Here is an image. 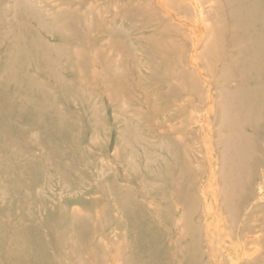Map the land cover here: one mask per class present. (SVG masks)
I'll return each mask as SVG.
<instances>
[{
    "label": "rangeland",
    "instance_id": "obj_1",
    "mask_svg": "<svg viewBox=\"0 0 264 264\" xmlns=\"http://www.w3.org/2000/svg\"><path fill=\"white\" fill-rule=\"evenodd\" d=\"M27 1L40 17L21 0H0V264H146L136 250L144 236L167 242L174 264L179 239L189 245L208 234L203 195L211 194L209 161L220 149L206 135L247 130L255 139L264 94L229 99L247 115L225 119L221 89L254 87L255 79L223 78L219 57L200 54L191 70L182 65L181 84L185 48H153L141 31L155 17H83L84 0ZM214 46L221 56L222 42ZM181 93L191 103L175 117ZM179 129L192 159L189 180L172 140ZM254 160V152L245 158ZM180 186L193 191L189 207L179 202ZM220 209L208 222L220 225L212 232L221 239L237 220L229 222L221 202Z\"/></svg>",
    "mask_w": 264,
    "mask_h": 264
},
{
    "label": "bare ground",
    "instance_id": "obj_2",
    "mask_svg": "<svg viewBox=\"0 0 264 264\" xmlns=\"http://www.w3.org/2000/svg\"><path fill=\"white\" fill-rule=\"evenodd\" d=\"M21 1L25 10L40 17L27 0ZM69 2L74 3V0ZM65 4L63 0L60 6ZM96 4L98 10L93 7ZM83 7L87 8L83 17H88L87 13L95 17H155V22L142 27L141 31L145 40L147 36H151L150 43L153 44V48H172L174 51L185 48V56L179 58L181 70L176 77L181 84L187 79V73L182 65L185 64L187 70H191L200 54L219 57L220 75L223 78H254L256 81L254 87L238 86L232 90L221 89L223 93L221 100L224 103L222 112L225 119L239 121L247 115L245 108L233 110L232 105L228 104L229 99L243 103L252 100V95L259 97L264 94L262 75L264 0H84L80 5V8ZM254 24L258 25L255 30L250 28ZM156 37L161 39H154ZM217 41L222 42L221 56L220 51L214 46ZM256 65L259 72L253 70ZM7 90L8 87L2 92L6 93ZM160 97L165 108L172 107L171 101L164 92L160 93ZM190 103L191 99L186 93L179 94L173 102L174 116L179 117ZM213 109L212 105V114ZM212 117L215 120L214 114ZM258 119H261L260 124L251 127L255 131V139L247 130L242 132L239 129L240 133L237 135H234L235 131L232 130H227L228 133L211 130L206 135L207 137L215 135V144L220 149L219 157L209 161L216 173V177L210 180L211 194L203 195L205 223L202 226L208 234L201 240L193 238L189 245H186L187 240L179 239L176 244L174 264H264V109L259 111ZM228 123L224 120L223 126L227 127ZM192 131V127L184 130L183 136L188 141ZM177 132L181 136L172 138L177 147V161L179 166L185 169L186 180H189L192 176L190 166L192 159L184 157L186 153L182 149L183 131L179 129ZM251 152H254L255 160L249 165L245 158ZM167 171L166 168L165 173ZM246 176L248 178L245 181ZM183 183L181 182V185ZM178 189L179 202L189 207L193 191L186 186H180ZM237 189H241L239 204L234 195ZM130 198L132 199L131 196ZM220 202L224 208L223 212L228 215L229 222L235 216L237 220L230 225L232 227H229L227 237L221 239L216 238L212 232L220 225L213 227V224L208 222L209 219H218L222 210ZM232 231L236 236L235 241L230 239ZM181 232L179 231V235ZM194 244H196L194 249H190ZM168 245L159 236L142 237L136 243V250L142 251L147 260H143L145 257L140 255L137 262L172 264L171 258L166 254ZM157 247L162 252L161 257L155 255L158 251ZM126 252L128 253V250ZM131 256L132 254L129 253V257ZM132 261L135 263L133 259Z\"/></svg>",
    "mask_w": 264,
    "mask_h": 264
}]
</instances>
